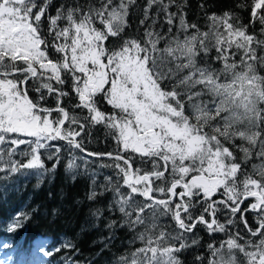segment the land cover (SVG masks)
<instances>
[{"label":"snow or ice","instance_id":"1","mask_svg":"<svg viewBox=\"0 0 264 264\" xmlns=\"http://www.w3.org/2000/svg\"><path fill=\"white\" fill-rule=\"evenodd\" d=\"M134 6L0 0V172L42 180L62 140L70 170L82 159L87 171V157L112 161L101 167L116 179L98 184L93 172L87 199L110 193L92 215L117 212L106 227L133 234L115 264H186L189 251L192 264H264V0H252L247 24L201 3L203 25L189 20V0H146L135 31ZM97 125L115 151L89 152L78 139ZM28 218L17 213L9 230ZM61 247L79 251L70 239Z\"/></svg>","mask_w":264,"mask_h":264},{"label":"trees","instance_id":"2","mask_svg":"<svg viewBox=\"0 0 264 264\" xmlns=\"http://www.w3.org/2000/svg\"><path fill=\"white\" fill-rule=\"evenodd\" d=\"M145 3L146 0H137V6H134L131 11L129 22L132 24L133 31L142 18L140 9ZM201 3L205 4L208 12L220 13L224 10H234L240 14L245 24L251 19L252 0H189L190 8L186 9L189 12V20H197L198 23L204 24L198 7ZM239 3H245L248 7L239 9L236 7ZM249 31L252 29L250 28ZM30 95L33 94L30 92ZM46 106L53 107V100L49 99ZM103 110L111 111V108L104 105ZM55 115L56 113H53V116ZM78 139L83 141L89 152L106 153L115 151L117 147L100 125L86 129L85 134ZM52 143L62 149L60 164L55 171L47 173L42 180L35 175L22 174L5 178L7 173L0 172V259L4 261V264H19V259L28 258L31 254V248L37 238L47 239L44 244H40V247L46 250L61 247L66 239H70L77 245L78 252L61 247L60 252L41 257L40 263L72 264L73 261H77L79 264H115L116 257L128 248L133 234L125 228L106 227L111 220L119 221L120 214L117 212L105 211L104 216L99 220L92 215L95 208H106L110 203V193H105L97 201L87 199L93 172L97 173L95 179L98 184L104 182L105 176L112 175L113 179H116L114 169L101 167L103 164H111L112 161L107 157H87V171L82 159L77 160V164L81 165L80 168L70 170L67 168L69 146L62 140ZM20 148L23 150L26 146L22 145ZM71 151L77 157H84V153L79 150ZM51 152L52 149L41 150L42 158H45L48 168H51L54 162L46 159ZM21 212L27 213L29 218L23 221V227L10 231L13 219L17 213ZM248 218L251 223V214ZM162 223H169V221L163 220ZM197 231L203 237V242H212L213 237L207 235L201 226H198ZM221 236L222 234L217 235L215 239L219 240ZM136 246L139 244L137 243ZM199 251L203 253L204 249L201 248ZM181 258L186 264H192L193 253L186 252L181 255Z\"/></svg>","mask_w":264,"mask_h":264},{"label":"rangeland","instance_id":"3","mask_svg":"<svg viewBox=\"0 0 264 264\" xmlns=\"http://www.w3.org/2000/svg\"><path fill=\"white\" fill-rule=\"evenodd\" d=\"M46 241V238H37L33 243V247L31 248V254L28 256V258L19 259V264H41L40 259L44 256V254L39 252L38 249L41 246L40 244H44V242ZM0 264H4V261L2 259H0Z\"/></svg>","mask_w":264,"mask_h":264},{"label":"water","instance_id":"4","mask_svg":"<svg viewBox=\"0 0 264 264\" xmlns=\"http://www.w3.org/2000/svg\"><path fill=\"white\" fill-rule=\"evenodd\" d=\"M96 158H99V157H96Z\"/></svg>","mask_w":264,"mask_h":264}]
</instances>
